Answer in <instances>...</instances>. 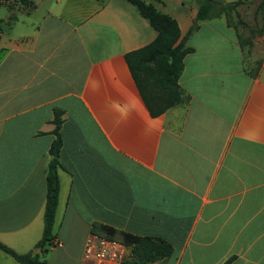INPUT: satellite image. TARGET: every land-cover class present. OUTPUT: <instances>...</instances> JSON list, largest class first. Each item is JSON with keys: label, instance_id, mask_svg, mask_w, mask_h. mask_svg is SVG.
Here are the masks:
<instances>
[{"label": "crops", "instance_id": "crops-1", "mask_svg": "<svg viewBox=\"0 0 264 264\" xmlns=\"http://www.w3.org/2000/svg\"><path fill=\"white\" fill-rule=\"evenodd\" d=\"M29 1L0 29V242L35 254L59 110L52 249L82 264L100 224L168 243L152 264H264V32L243 42L223 17L200 21L178 82L184 103L151 117L124 60L157 35L135 6ZM141 1L181 37L194 25L195 0ZM259 51L248 67L246 52ZM0 264L18 263L0 251Z\"/></svg>", "mask_w": 264, "mask_h": 264}, {"label": "trees", "instance_id": "trees-1", "mask_svg": "<svg viewBox=\"0 0 264 264\" xmlns=\"http://www.w3.org/2000/svg\"><path fill=\"white\" fill-rule=\"evenodd\" d=\"M125 1L135 6L157 33L155 39L148 45L126 53L124 60L149 115L158 117L185 101L178 82L183 70V59L193 51L187 47V39L197 29L198 23L223 17L226 24L237 31L231 19L235 18L239 21L238 7L244 0L232 3H224L220 0H195L197 13L194 25L183 37H181L177 22L168 15L157 11L153 5L141 0ZM259 1L258 8L261 9L264 6V0ZM12 3L26 9L33 7V3L29 0H0V6ZM16 18V14L10 12L7 22H14ZM3 22L0 20V25ZM256 72L257 68L253 75H256ZM62 115L63 112L59 110L53 112L52 123L55 126L53 133L56 138L49 148L50 160L46 171L43 230L41 239L36 245V248L45 249V251L47 250L46 246L55 247L52 228L59 193L58 157L62 140L58 132L62 124ZM90 232L129 247L132 252L129 264H152L165 260L172 254L170 245L158 238L137 237L100 224H93ZM0 251L18 264H44L40 261L38 254H18L1 242Z\"/></svg>", "mask_w": 264, "mask_h": 264}, {"label": "rangeland", "instance_id": "rangeland-1", "mask_svg": "<svg viewBox=\"0 0 264 264\" xmlns=\"http://www.w3.org/2000/svg\"><path fill=\"white\" fill-rule=\"evenodd\" d=\"M260 1L259 0H244L242 3V6H240V16L239 21L235 18L231 19V22L236 27L237 32L239 33V36L241 38V41H246V38L250 35L251 38L255 37V35L258 37L262 32H264V6L259 9ZM9 5V6H8ZM16 6H19L18 4H2L0 6V20L5 21L4 18L9 15L10 12L15 13ZM0 29L5 31L6 25L1 23ZM250 33V34H249ZM258 40L257 38H254V41ZM246 63L248 64V67L254 68L255 63L259 60L261 57V51L256 52L254 54H248L246 52ZM254 55V56H253ZM250 57V58H249ZM250 59V60H248ZM253 61V62H252ZM255 62V63H254ZM47 250L36 248L34 250V253L39 255V259L42 262H46V264H77L74 262V259L68 258L59 248L58 249H52V247L46 246ZM55 248V247H54ZM41 250L38 252V250ZM73 256L76 258V254H73Z\"/></svg>", "mask_w": 264, "mask_h": 264}, {"label": "built area", "instance_id": "built-area-1", "mask_svg": "<svg viewBox=\"0 0 264 264\" xmlns=\"http://www.w3.org/2000/svg\"><path fill=\"white\" fill-rule=\"evenodd\" d=\"M131 259V249L118 241L93 234L85 241L82 264H129Z\"/></svg>", "mask_w": 264, "mask_h": 264}, {"label": "water", "instance_id": "water-1", "mask_svg": "<svg viewBox=\"0 0 264 264\" xmlns=\"http://www.w3.org/2000/svg\"><path fill=\"white\" fill-rule=\"evenodd\" d=\"M41 250L39 249L38 252H40ZM37 254V253H36Z\"/></svg>", "mask_w": 264, "mask_h": 264}]
</instances>
